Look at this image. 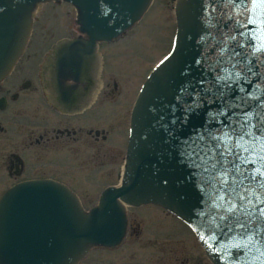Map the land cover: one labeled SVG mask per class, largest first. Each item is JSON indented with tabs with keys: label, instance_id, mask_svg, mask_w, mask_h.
Listing matches in <instances>:
<instances>
[{
	"label": "water",
	"instance_id": "1",
	"mask_svg": "<svg viewBox=\"0 0 264 264\" xmlns=\"http://www.w3.org/2000/svg\"><path fill=\"white\" fill-rule=\"evenodd\" d=\"M47 2L73 6L91 49L125 34L152 0H0V81L24 50L34 11ZM174 14L173 49L150 74L132 110L120 183L108 186L88 212L58 183L30 181L9 189L0 200V264H77L92 247L119 245L125 208L148 204L187 224L212 264H264V243L216 227L218 181L210 163L200 159L204 153L196 155L209 143V132L223 135L245 112L254 122L264 115V50L256 51L264 43V4L177 0ZM226 48L242 53L236 69ZM73 50L59 66L70 65L78 74L85 53ZM245 58L252 61L251 73ZM229 71H240V78L217 80ZM262 156L264 145L257 144L256 164L247 167L264 168Z\"/></svg>",
	"mask_w": 264,
	"mask_h": 264
},
{
	"label": "rangeland",
	"instance_id": "2",
	"mask_svg": "<svg viewBox=\"0 0 264 264\" xmlns=\"http://www.w3.org/2000/svg\"><path fill=\"white\" fill-rule=\"evenodd\" d=\"M175 2L176 0H152L150 9L123 39L110 47H102L101 52L106 60L102 78L110 86L112 80L116 81L119 90L98 104L97 109L101 113L99 120L92 117L94 113H89L83 117V125L73 119L58 118L53 122L45 116L41 103L30 102V94L34 96V92L30 90L25 93V96L28 95L27 102L22 103V109L16 112L17 116L9 125H2L5 129L15 132L19 141L23 138L27 141L25 138L29 137L30 132H33L32 136L36 138L38 134H43L45 129L49 131V136L54 135L52 130L63 126L83 129L82 133L76 134L77 142L69 141L66 146L60 148V154L48 157V160L60 163L59 166L67 170L57 171L58 173L49 172L50 169L42 170L43 176L61 180L78 198L82 210L86 212L97 205L104 189L110 185L116 186L119 182L128 103L135 96L144 77L170 49L175 33ZM72 14L67 4L50 3L39 8L35 14L27 52L12 73L14 84L25 79H32L33 83H36L34 75L24 77V73H30L36 68L35 62L41 60L40 53L49 43L74 31ZM89 130H104L107 132V140H94L86 134ZM18 146L21 148L22 144ZM32 153L36 161H43V148L35 147ZM33 167L34 165L31 169ZM3 173L4 170L0 167V196L14 184V180L6 178ZM25 174L32 175V170ZM26 175L24 177H27ZM133 214L134 217H130L131 221L135 220L130 225L131 235L127 236L123 245L114 251L94 250L89 260L96 259L100 264H209L195 237L180 222L153 208L130 210L129 216ZM149 215L155 218L147 221ZM150 220L153 224H150ZM140 223L142 229L137 238L133 230L138 231L137 226Z\"/></svg>",
	"mask_w": 264,
	"mask_h": 264
},
{
	"label": "flooded vegetation",
	"instance_id": "3",
	"mask_svg": "<svg viewBox=\"0 0 264 264\" xmlns=\"http://www.w3.org/2000/svg\"><path fill=\"white\" fill-rule=\"evenodd\" d=\"M49 4L50 3L46 5ZM51 4L61 5L65 3ZM68 7L73 12V14L71 15V20L75 25L74 31H71L70 34H68V36L66 37H61L49 43L48 47H46L45 50L40 53L39 57L41 58V60H39L38 62L34 61L36 68L34 70L32 69L30 73L26 71L27 73H24L25 76L23 75L24 77H32L34 75L36 83L34 84L32 79H25L14 84V76L12 75V73H14V71L16 70L19 62L27 52L29 41L11 72L0 81V167L3 168V174H5L4 176L6 178L14 180V184H12L10 188L21 182L42 180L51 181L65 186V184H63L61 180L55 179L51 176H43L44 173L42 169H50L49 172H57L63 170L66 171L67 168L59 166L60 163L58 164L57 162H55V164L54 161L48 160V157L49 155L56 156L60 154V148L66 146L69 141L77 142L76 134L82 133L83 130L81 127L77 128L63 126L62 128L52 130V133L54 135L49 136V131L45 129L43 134H38L36 138L32 136L33 132H30L28 134L29 137L25 138L27 141H25L24 138L19 141L18 136L15 132H11L5 129L2 125H9L10 121H13V119L17 116V110L22 109V103L25 104V102H27L26 98L28 97V95L25 96V93L30 90L34 92V96L31 94L29 96L30 102L32 104H35L36 102L41 103L40 105H42L44 109L43 111L45 116L47 118H50L51 121L54 122L58 118L73 119L75 120V122H80L79 124L83 125L85 121L83 117L89 113H94L92 117H94L95 120H99L101 118V113L99 112V109H97L98 104H100L102 100L105 101L107 98L112 97L113 94L119 90L116 81L112 80V85L110 86V84L106 83L102 78V72L104 71L106 60L105 56L101 52V49H103L102 47H110L114 45L120 39H123L126 34L109 43H97L93 48L89 49V38L86 34L80 32L79 26L76 23V11L71 5H68ZM33 28L31 34L33 33ZM73 44H76V46L73 48H69ZM74 48L85 53L83 55L82 65L80 69H78V74H75L73 72L70 65L68 66L64 64L62 67L59 66V61L64 57L65 53H67L68 51H74ZM147 75L139 84L133 99L131 98L128 103L125 119L126 138L124 140L122 166L125 160L132 108L142 88V85L147 78ZM19 77L21 76L19 75ZM4 85H8L9 87L13 88H7ZM86 134L96 141L99 140V138L102 139V141L107 140V132H105L104 130H89ZM63 139H66V141H62ZM19 144H22L21 148H19ZM35 147L43 148L44 157L42 162L36 161L34 158V154L32 152L34 151ZM55 151H58V153H56ZM65 160L68 164L67 159ZM32 165H34V167L31 169ZM57 168H59V170H57ZM30 170H32V175H26L25 173ZM25 175L27 177H24ZM36 175L42 177L37 178ZM5 192H3L0 196V200ZM146 208L158 209L162 213L183 224L177 217L157 205L148 204L135 207H127V209H129L126 210L127 226L125 236L121 243L115 247H92L81 256L77 264H88L89 262L100 264V261L96 259L89 260V256L92 251H114L120 248L126 240L127 236L131 235L130 225L135 221H131L130 217H134V214L129 216L130 210H140ZM149 216L147 218V221L148 219L155 218V216L153 215ZM149 222L150 224H153L151 220ZM183 225L191 232V230L185 224ZM141 229L142 227L140 223L137 226L138 231L133 230V233L137 238L141 234ZM191 234L194 236L192 232ZM203 254L208 263L211 264L204 252Z\"/></svg>",
	"mask_w": 264,
	"mask_h": 264
},
{
	"label": "snow or ice",
	"instance_id": "4",
	"mask_svg": "<svg viewBox=\"0 0 264 264\" xmlns=\"http://www.w3.org/2000/svg\"><path fill=\"white\" fill-rule=\"evenodd\" d=\"M236 3L237 0H229ZM252 3L264 4V0H251ZM252 23L251 19L248 21ZM243 35V33H241ZM235 37L232 40L235 41ZM238 48H244L243 43H237ZM264 50V43L256 51ZM229 60L233 63V69L241 63L238 59L242 53L235 49H224ZM249 65L247 71L252 72V61L245 58ZM240 78V71H229L226 77H217V80L230 81L232 77ZM226 111V110H224ZM230 131L225 130L223 135L209 132V143L196 151L200 159L210 163L214 178L218 181L217 204L215 220L221 232L240 234L242 239L257 244L264 243V168H249L247 165L256 164L252 158L257 144L264 145V115L257 114V120L253 121V115L245 112L239 121L228 125ZM247 140V143L245 141ZM234 141V142H233ZM248 153V155H245ZM264 164V156L260 157ZM208 172L209 168H205ZM239 250V248H238Z\"/></svg>",
	"mask_w": 264,
	"mask_h": 264
}]
</instances>
